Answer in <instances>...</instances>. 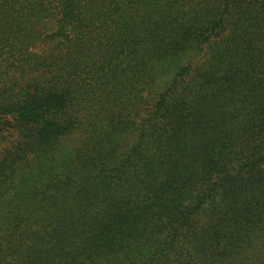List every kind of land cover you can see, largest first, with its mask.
<instances>
[{
    "label": "trees",
    "instance_id": "16d2710c",
    "mask_svg": "<svg viewBox=\"0 0 264 264\" xmlns=\"http://www.w3.org/2000/svg\"><path fill=\"white\" fill-rule=\"evenodd\" d=\"M0 264H264V0H0Z\"/></svg>",
    "mask_w": 264,
    "mask_h": 264
},
{
    "label": "rangeland",
    "instance_id": "374dc122",
    "mask_svg": "<svg viewBox=\"0 0 264 264\" xmlns=\"http://www.w3.org/2000/svg\"><path fill=\"white\" fill-rule=\"evenodd\" d=\"M10 140H8V141H10V142H12V140H14L13 138H9ZM70 141H74V144H78V143H75L76 142V140H75V138L74 137H72L71 139H69V142Z\"/></svg>",
    "mask_w": 264,
    "mask_h": 264
}]
</instances>
